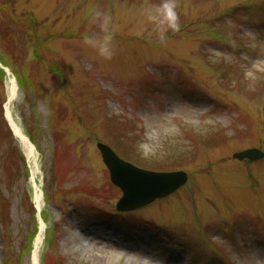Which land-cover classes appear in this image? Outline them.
<instances>
[{
	"label": "rangeland",
	"instance_id": "obj_1",
	"mask_svg": "<svg viewBox=\"0 0 264 264\" xmlns=\"http://www.w3.org/2000/svg\"><path fill=\"white\" fill-rule=\"evenodd\" d=\"M164 2L0 0V64L17 80L15 118L37 134L44 193L40 219L0 66V264H34L42 222L40 264H264V162L233 158L264 150V0H174L180 28L161 39ZM104 19L110 60L84 43ZM99 142L189 182L114 216Z\"/></svg>",
	"mask_w": 264,
	"mask_h": 264
},
{
	"label": "water",
	"instance_id": "obj_2",
	"mask_svg": "<svg viewBox=\"0 0 264 264\" xmlns=\"http://www.w3.org/2000/svg\"><path fill=\"white\" fill-rule=\"evenodd\" d=\"M99 148L103 150L105 160L110 166L113 181L122 186L126 193L119 204V209L131 208L136 200L141 201V203H148L157 197L169 194L187 179L186 175L180 178L174 175L147 173L137 170L121 162L103 144H100ZM256 154L257 152L245 153V155H249L252 158H255ZM163 182L166 184L165 187H163Z\"/></svg>",
	"mask_w": 264,
	"mask_h": 264
},
{
	"label": "clouds",
	"instance_id": "obj_3",
	"mask_svg": "<svg viewBox=\"0 0 264 264\" xmlns=\"http://www.w3.org/2000/svg\"><path fill=\"white\" fill-rule=\"evenodd\" d=\"M97 17H100L101 13H96ZM156 21L160 29V38H164V34L168 29L173 31H179V15L176 11V4L174 0H165L161 5L159 17H152ZM102 37H88L85 36L84 43L91 48L95 49L98 54L104 59L110 60L114 51L111 45L112 35L109 32L108 21L104 19L100 24Z\"/></svg>",
	"mask_w": 264,
	"mask_h": 264
},
{
	"label": "bare ground",
	"instance_id": "obj_4",
	"mask_svg": "<svg viewBox=\"0 0 264 264\" xmlns=\"http://www.w3.org/2000/svg\"><path fill=\"white\" fill-rule=\"evenodd\" d=\"M8 92H9V102L7 103V116L12 124V127L15 131V133L17 134V136L19 138H21L22 144L24 146V149L27 153V155L34 160L35 165L32 168V182H33V187H34V193H33V199H34V204L36 205V207L38 208V210H42L44 207V193L41 189V187L39 186L38 182H37V175L40 173V170L36 164V156H35V152L32 148V146L28 143L27 139H26V135L24 133V130L22 128V125L19 123V121H17V119L14 117L13 114V102L16 100L17 94H18V90H17V83L15 82V80L12 78L10 81V85L8 88ZM43 233H44V225L43 223L41 224V230L39 233V236L37 237L36 241H35V249H34V253H33V261L34 264H39L40 263V252H41V245L43 242Z\"/></svg>",
	"mask_w": 264,
	"mask_h": 264
}]
</instances>
